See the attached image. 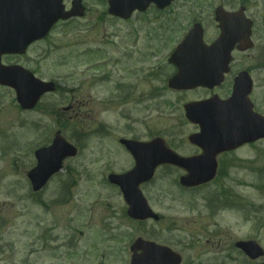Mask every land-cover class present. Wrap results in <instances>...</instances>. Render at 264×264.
I'll use <instances>...</instances> for the list:
<instances>
[{
  "label": "rangeland",
  "instance_id": "1",
  "mask_svg": "<svg viewBox=\"0 0 264 264\" xmlns=\"http://www.w3.org/2000/svg\"><path fill=\"white\" fill-rule=\"evenodd\" d=\"M83 3V17L59 22L23 55L2 57L56 88L22 110L14 91L0 87V264H128L138 236L171 247L181 264H250L230 249L241 239L264 249L263 139L222 156L221 175L194 189L178 185L176 169L158 168L141 186L158 222L130 220L121 193L105 179L132 166L121 137H160L179 153L191 151L186 138L195 128L183 104L205 91L166 84L175 73L168 56L188 19L176 17L172 28L150 10L127 24L109 19L102 0ZM249 10L263 22L264 1ZM71 101L77 111L64 110ZM56 129L78 153L33 194L26 178L35 164L31 153Z\"/></svg>",
  "mask_w": 264,
  "mask_h": 264
},
{
  "label": "water",
  "instance_id": "2",
  "mask_svg": "<svg viewBox=\"0 0 264 264\" xmlns=\"http://www.w3.org/2000/svg\"><path fill=\"white\" fill-rule=\"evenodd\" d=\"M149 2H155L161 7L167 3V0H109L108 12L118 18H126L135 9L144 10ZM83 11L81 0L72 1V7L67 12L63 9L62 0H0V56L6 53H24L29 43L45 36L58 19L81 16ZM220 52L222 48H218L216 44L206 48L200 40L187 37L170 58V62L177 66L178 73L169 80V86L186 90L216 82V70L220 71L222 68L213 61L219 59ZM0 84L15 89L16 98L22 108L32 107L44 92L54 89L52 83L36 79L32 73L30 74L21 67H4L1 64ZM201 105L199 103L188 104L185 106V111H187L188 119L204 127L205 120L200 114ZM237 117L240 120L234 122L230 116L229 129L226 133L234 134V136L227 147H237L245 142L264 137V118L254 116L252 120L251 115L248 117L242 114ZM248 121H252L253 124ZM216 132L212 130L209 135L216 134L215 138H219L218 134L221 131ZM198 139L199 135L191 137V140L195 142ZM121 142L134 157L135 166L125 174L110 175L109 180L117 184L123 192L129 204L128 214L131 217L142 219L153 216L137 188L138 184L149 180L154 167L159 163L170 162L186 166L188 160L178 158L165 150L159 138L149 143L131 140H121ZM75 153V148L58 134L49 147L38 149L35 152L37 165L28 173L33 190L41 188L48 178L61 168L62 159L67 156L73 157ZM208 162L207 155L193 159L189 163L192 166L189 176L181 178L180 181L185 185H196L211 179L213 171ZM138 244L144 247V251L139 255L134 254L130 264H173L174 260L166 249H161L152 243L142 244L138 241ZM243 248L258 254V247L255 244H243Z\"/></svg>",
  "mask_w": 264,
  "mask_h": 264
},
{
  "label": "flooded vegetation",
  "instance_id": "3",
  "mask_svg": "<svg viewBox=\"0 0 264 264\" xmlns=\"http://www.w3.org/2000/svg\"><path fill=\"white\" fill-rule=\"evenodd\" d=\"M253 1L254 0H171L168 7H165L164 9H158L155 5L151 4L146 11L134 14L144 15L150 10L155 14H164V16L169 19V25L172 26V28L174 25L173 21L176 20V17H185L188 20L186 25L180 29L181 33H186L196 25L201 31L203 36L202 39L206 44H211L217 37L221 36L222 31L230 35L228 40L232 41V45H227L223 48H229L230 51L228 60L222 61V63L227 61V66H225V69L222 72L221 81L211 88H196L204 90L205 96L198 98L197 100H192H212L213 102L209 103L211 106L214 101L220 103V106H223L222 102L233 96L234 101L230 105V109L220 107L214 112L216 119L224 126L229 125L228 120L230 115L232 116L231 120H234V122L240 120L237 117L239 114H242L243 116L250 114L251 119L254 118V115L264 116V73L262 74L261 72V70L264 69V20L261 22L262 19L260 18V13H255L249 10V6ZM133 16L123 20L112 19L128 24ZM203 17L204 19H209L212 24L206 25ZM209 31L214 33L210 37L208 36ZM247 55L249 56L248 58L246 57ZM76 109H79V105L74 103V101H71L69 107L65 111L74 112L77 111ZM215 117L210 118V121ZM191 125L195 130L190 134L197 133L199 127L195 124ZM128 138L138 141H149L152 139L140 140L136 137ZM186 140L188 148L191 149L189 152L182 154L174 148H169L183 158H195L199 157V155L208 154L210 160H212L211 163L213 166L216 165L215 178L219 177L221 172H223L222 165H220L219 162L220 158L224 155L234 153L237 150L226 148V146L215 148V145L212 148L202 147L201 145L190 143L187 138ZM120 147L131 159V156L125 148L122 145H120ZM163 166H169L176 169L178 171V179L179 177L188 174L189 168L187 167L183 168L171 164H164L158 168ZM209 166L211 167V164ZM143 185L144 184H141L140 186ZM197 187L181 188L184 190H190ZM236 241L237 240L233 242L234 247L230 250L238 252ZM228 256L231 258V254ZM225 263L226 262L223 261L221 264Z\"/></svg>",
  "mask_w": 264,
  "mask_h": 264
}]
</instances>
